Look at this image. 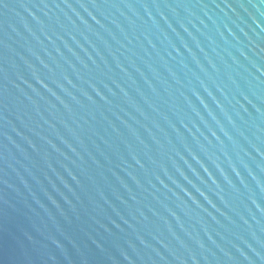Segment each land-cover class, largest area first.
Segmentation results:
<instances>
[{"label":"water","instance_id":"95a60500","mask_svg":"<svg viewBox=\"0 0 264 264\" xmlns=\"http://www.w3.org/2000/svg\"><path fill=\"white\" fill-rule=\"evenodd\" d=\"M0 264H264V0H0Z\"/></svg>","mask_w":264,"mask_h":264}]
</instances>
